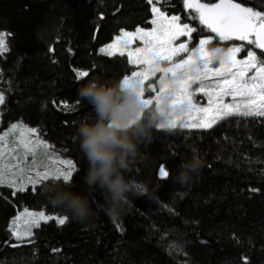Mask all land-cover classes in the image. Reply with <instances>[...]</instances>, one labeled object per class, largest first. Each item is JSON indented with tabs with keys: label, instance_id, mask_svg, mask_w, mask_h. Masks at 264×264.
I'll list each match as a JSON object with an SVG mask.
<instances>
[{
	"label": "trees",
	"instance_id": "trees-1",
	"mask_svg": "<svg viewBox=\"0 0 264 264\" xmlns=\"http://www.w3.org/2000/svg\"><path fill=\"white\" fill-rule=\"evenodd\" d=\"M233 2L264 11V0ZM153 6L196 28L192 38L212 35L213 46L227 44L183 0H0L7 45L0 57L2 123L38 129L51 152L72 159L77 167L70 185L88 195L94 213L86 223L67 216L62 226L42 224L16 247L8 227L19 210L66 215L45 199L43 185L35 194L28 188L15 196L0 189V264H264V118H231L209 130L154 131L126 172L148 182L149 195L132 197L119 220L106 215L100 191H87L88 164L75 134L94 113L78 89L93 77L110 83L131 73L125 58L104 57L99 49L121 30H148ZM77 71L89 75L78 78ZM193 150L204 167L181 186L174 177Z\"/></svg>",
	"mask_w": 264,
	"mask_h": 264
},
{
	"label": "snow or ice",
	"instance_id": "snow-or-ice-1",
	"mask_svg": "<svg viewBox=\"0 0 264 264\" xmlns=\"http://www.w3.org/2000/svg\"><path fill=\"white\" fill-rule=\"evenodd\" d=\"M148 2L152 4L153 0ZM183 3L198 14L194 18H198L199 23L215 33L219 40L247 41L249 45L264 50V11L234 3L233 0H219V3L183 0ZM151 11L154 14L151 24L155 27L151 30L141 27L134 31L121 30L114 42L101 47L99 52L108 56L127 55L130 64L140 66L139 70L125 75L122 82L138 87L145 106L155 105L162 109L165 117H172L165 119L161 128L210 129L218 120L234 115L264 117V59L249 50L246 60H237L236 56L243 46L229 47L225 56L217 59L213 48L209 47L213 39L211 36L200 38L196 46L189 48L196 28L189 23H180L177 15L169 18L158 7L153 6ZM180 37L188 38L187 42L174 46ZM133 40H141L143 47L130 50ZM6 50L5 36L0 33V51ZM253 69L254 74L248 76ZM157 73L159 77L153 80ZM76 75L78 78L87 77L89 73L77 71ZM198 93L208 97L207 107H199L194 102ZM225 96H231L234 101L236 97L247 99L243 104H229L223 102ZM4 102L5 97L0 94V104ZM64 107L67 109L69 106L65 104ZM177 111L179 115H174ZM16 132L19 136L12 140L9 147L7 137ZM37 133L38 129L19 123L11 124L9 130L0 135V186L12 189L13 196L26 192L29 185L35 194L37 187L47 181L71 184L74 180L77 167L74 161L61 159L54 152H49L50 145ZM33 134H37L34 139ZM159 176L167 178L164 166H160ZM51 220L62 226L67 223L68 217L46 214L43 209L29 211L25 208L11 220L9 231L14 239L22 240L26 236L31 237L32 229L39 228L41 221L47 223Z\"/></svg>",
	"mask_w": 264,
	"mask_h": 264
},
{
	"label": "clouds",
	"instance_id": "clouds-1",
	"mask_svg": "<svg viewBox=\"0 0 264 264\" xmlns=\"http://www.w3.org/2000/svg\"><path fill=\"white\" fill-rule=\"evenodd\" d=\"M213 52L220 59L227 50L217 47ZM78 94L94 113L79 123L75 134L88 164L84 183L88 192L102 193L106 215L119 220L127 214L132 197L149 195L148 182L131 180L126 172L140 156L141 145L151 143L154 131L163 129L162 122L172 117H165L155 105L145 106L138 87L124 84L122 79L106 83L93 77L78 89ZM203 167V158L193 150L191 157L179 166L175 183L190 184ZM41 193L71 220L86 223L94 215L88 195L74 191L70 184L50 181L42 186Z\"/></svg>",
	"mask_w": 264,
	"mask_h": 264
},
{
	"label": "rangeland",
	"instance_id": "rangeland-1",
	"mask_svg": "<svg viewBox=\"0 0 264 264\" xmlns=\"http://www.w3.org/2000/svg\"><path fill=\"white\" fill-rule=\"evenodd\" d=\"M152 9V8H151ZM188 9V8H187ZM189 10H191V11H193L194 13H196L194 10H192V9H189ZM197 14V13H196ZM197 16H198V14H197ZM154 18V14H153V12L151 11V21H152V19ZM151 21H150V27H149V29L148 30H151L153 27H155L154 25H152L151 24ZM207 29V28H206ZM208 30V29H207ZM210 31V30H209ZM214 34V36L216 37V34L215 33H213ZM194 35V33H192V36ZM209 36H211V37H213L212 35H209ZM209 36H206V37H209ZM206 37H198L197 39H194V38H191V43L189 44V48H192V47H194V46H196L197 45V43H198V41H199V39L200 38H206ZM218 40H219V38L218 37H216ZM254 38V37H253ZM187 39L188 38H186V37H180L177 41H175L174 42V46L175 45H178L179 43H181V42H187ZM219 41H221V40H219ZM114 42V41H113ZM112 42V43H113ZM215 42H217V40L213 37V39H212V41H211V44L209 45V47H211V48H217V47H219V48H222V49H225V50H227L229 47H232V46H243V49H242V51L240 52V53H238L237 54V56H236V59L237 60H246L247 59V52L249 51V50H258V51H260L261 53H264V50H261V49H257V48H255V46L254 45H249L248 43H247V41H238V40H235V39H233V40H230V41H221V42H223V43H227L226 45L224 44V45H217V46H213L214 45V43ZM137 47H143V42L141 41V40H133L131 43H130V45H129V49L130 50H132V49H135V48H137ZM4 52L5 51H0V57L4 54ZM102 56H104V57H107V58H113V57H120V58H125L126 59V61H127V64L129 65V67L132 69V71L133 70H139V65H133V64H130L129 62H128V57H127V55H125V56H120L119 54H117V55H113V56H108V55H105V54H101ZM183 55H185V54H181V56H183ZM180 57H178L177 59H179ZM131 71V72H132ZM234 71H235V69H234ZM254 72H255V70L253 69V71L252 72H249L248 73V76H251V75H253L254 74ZM131 74V73H130ZM129 74V75H130ZM159 73H157L156 74V77H153V80H156V78L157 77H159ZM247 78V77H246ZM146 87H147V84H146ZM194 87H196L195 85H194ZM0 94H1V91H0ZM148 96V93L146 92V97ZM246 99L247 98H242V97H236V99H235V101L233 100V98L231 97V96H225L224 98H223V102L224 103H229V104H234V103H240V104H243L245 101H246ZM194 102H196L197 103V105L199 106V107H207L208 106V97L207 96H204L203 95V93H198L195 97H194ZM1 105L2 104H0V108H1ZM231 118H264V117H260V116H239V115H234V116H230V117H227V118H224V119H220V120H218L217 121V123L216 124H214L213 125V127L212 128H214L216 125H218L221 121H224V120H227V119H231ZM12 124V123H11ZM11 124H9V125H5V124H3L2 123V120H1V115H0V135H2L3 134V132H5V131H8L9 130V128H10V125ZM13 124H15V123H13ZM211 128V129H212ZM174 130H179V131H194V130H197V131H200V130H209V129H202V128H186V129H181V128H179V127H177L176 129H173L172 131H174ZM158 131H169V129H159ZM35 135H37V134H33V136H32V138L34 139L35 138ZM18 136H19V132H16V133H14V134H12V135H10L9 137H7V142H8V146L9 147H11L12 146V140L13 139H15V138H18ZM51 147H49V149H48V151L49 152H51V149H50ZM31 158H29V160H30ZM3 188H7L8 190H10V191H13L12 189H10V188H8V187H6V186H0V189H3ZM28 188H30L31 189V185H29V187ZM23 210H19L18 212H17V214L18 213H20V212H22ZM16 214V215H17ZM15 215V216H16ZM14 216V217H15ZM13 217V218H14ZM12 218V219H13ZM11 222V221H10ZM49 222H54V223H56V221L55 220H51V221H48L47 223H49ZM47 223H44L43 221H41V225L42 224H47ZM10 224V223H9ZM57 224V223H56ZM37 228H33L32 229V231L34 232L35 230H36ZM8 233H9V235H10V240L12 241V243L13 244H15V246L16 247H18V246H21V245H23V244H25L26 242H28V240H30L31 238H32V236L31 237H24L22 240H16V239H14L12 236H11V234H10V231H9V227H8Z\"/></svg>",
	"mask_w": 264,
	"mask_h": 264
}]
</instances>
